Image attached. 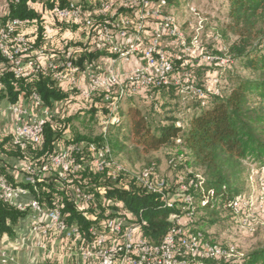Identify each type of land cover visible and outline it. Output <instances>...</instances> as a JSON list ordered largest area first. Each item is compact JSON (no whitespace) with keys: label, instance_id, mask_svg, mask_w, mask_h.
<instances>
[{"label":"built area","instance_id":"1","mask_svg":"<svg viewBox=\"0 0 264 264\" xmlns=\"http://www.w3.org/2000/svg\"><path fill=\"white\" fill-rule=\"evenodd\" d=\"M17 2V0H13ZM41 18L46 31L40 42L34 40L26 26L28 20L0 18V74L8 65L12 74L23 76H48L59 88L74 91L84 101L92 99L97 92H104L103 101L108 104L110 116L116 120L117 102L136 95L151 87L174 86L182 98L196 99L201 107L209 97L220 96L218 73H222L233 60L225 54L213 53L201 45L194 35L187 42L185 32L169 11L167 0H43L40 4ZM197 15L193 8H189ZM198 21L196 33L201 29ZM65 27L60 32L61 26ZM36 36V35H34ZM71 36V37H69ZM36 39V38H35ZM218 40V38L216 37ZM103 52L105 59L78 64L77 54ZM133 59L142 65L127 70L123 65ZM174 60L180 61V74L175 73ZM212 68L216 71L205 75L203 87L195 84L187 67ZM0 80V93L3 92ZM4 93V92H3ZM63 103L45 105L37 93L19 97L9 104L14 130L12 144L23 149L38 144L45 125L57 116ZM179 143V140L176 141ZM93 156V165L98 171L108 168L112 179L122 171L106 159V151L93 144H69L39 165L22 162V180L25 185L35 186L48 177L56 182L66 181L68 175L79 169L77 156L85 147ZM1 158V152H0ZM180 158H178V161ZM1 163V162H0ZM169 165L175 168L174 159ZM136 184L146 193L161 196L165 207L172 208L174 201H181V210L190 214L193 196L190 189L200 190V205L213 202L211 194L202 193L203 177L180 176L176 178V197H169L168 183L159 178L154 169L144 168L133 176ZM97 200L79 187L70 191L76 210L87 219L95 221L88 213V206L95 207L98 201L107 205L104 189L97 191ZM27 189L12 187L0 175V200L26 215H31L30 229L37 235L36 249L52 256L54 251L46 242L54 236L63 242L62 257L74 264H201L204 259L238 258L233 248L223 249L206 241L200 233H188L171 215L173 227L158 243H152L141 235L143 223L129 213L113 216L88 229L90 239L82 236L79 228L68 225L62 214L41 207L30 197ZM246 202L241 197L231 200L227 207L238 214ZM106 213H109L107 211ZM0 264H7L6 253L0 248Z\"/></svg>","mask_w":264,"mask_h":264},{"label":"trees","instance_id":"2","mask_svg":"<svg viewBox=\"0 0 264 264\" xmlns=\"http://www.w3.org/2000/svg\"><path fill=\"white\" fill-rule=\"evenodd\" d=\"M39 1L43 2L8 0L6 15L9 19L28 20L26 29L37 42H40L47 28L39 7L32 4ZM173 1L167 0L169 7ZM226 5V19L229 22L226 28L235 37L226 54L233 62H238L239 71L232 64L222 73H218L220 84L224 83L219 85L220 96L209 97L204 107H201L196 99H190L196 106L183 126H177L169 119L156 120L154 117L158 115L154 112L159 108L156 98L159 95L163 97V94H174L181 103V94L174 86L151 87L118 101L116 120L113 121L108 104L103 101L104 92L99 91L92 99L84 101L74 91L57 87L51 77L38 75L17 78L8 65L4 66L0 74L4 93H0V100L7 99L12 104L17 102L19 97L26 98L34 92L41 97L45 105L51 106L53 102H60L63 107L60 113L45 125L38 144H29L21 149L12 144L11 134H0V161L3 162V166L0 164V175L12 187L27 189L30 197L41 207L49 211H59L66 223L77 226L87 240L90 239L88 229L92 225L100 227L107 219L115 215L124 216L126 212L143 223V238L158 243L173 227L169 220L171 215L178 219L187 217L190 223L197 210L196 195L202 199L200 190H189L194 203L187 216V212L181 210V201H174L172 208L165 207V200L161 196L143 191L136 184L134 177L126 171H121L115 179L108 176V168L98 171L93 165V156L87 146L77 156L79 169L68 175L64 182L59 183L53 177H48L35 186H29L16 181L7 168L14 161L39 165L69 144H93L96 148L105 150L106 159L115 166L120 155L146 156L172 146L182 149L188 155V160H184L185 165L202 171V193H210L213 202H218L217 207L222 206L231 212L227 204L241 196L238 183L244 173L243 163L250 161L255 163L259 170H264V0H226ZM62 28H65L64 25ZM214 51L223 53L219 48ZM98 57V54H81L78 56V62H95ZM179 63L180 61L174 60V68L179 69ZM200 68L203 67L188 66L186 70L193 72ZM195 84L200 86L196 82ZM202 85L200 87H203ZM137 99L147 101L148 107L141 109L134 105ZM78 100L85 103L80 104ZM93 123L100 129L94 139L90 140V135L85 137L81 130H87ZM177 140L179 143H176ZM174 160L177 162L176 168L184 164L181 158L179 161L178 158ZM172 169L175 168L170 166V170ZM76 187L93 195L96 200L98 189H104L105 198L109 203L102 206L96 201L95 207L88 206L87 209L88 213L95 217V221L85 218L76 210L70 195L71 189ZM210 207L211 203L201 208L208 212L210 223H213L216 213L209 210ZM107 211L109 213H106ZM25 216V212H20L0 200V239L13 237L15 226ZM182 226L188 233H200L204 238L197 225ZM200 263L264 264V245L252 248L238 258L204 259L200 260Z\"/></svg>","mask_w":264,"mask_h":264},{"label":"rangeland","instance_id":"3","mask_svg":"<svg viewBox=\"0 0 264 264\" xmlns=\"http://www.w3.org/2000/svg\"><path fill=\"white\" fill-rule=\"evenodd\" d=\"M5 6L6 4L2 3L3 10ZM189 8H193L197 15H194ZM169 11L178 21L181 30L185 32L188 43H190L194 35H197L201 45L208 51L215 53L214 49L224 48L225 53H227L230 44L235 41L233 34L226 28L229 23L226 19L228 11L226 0H174L172 6L169 7ZM199 20L202 22L201 29L196 33ZM225 53H222V55ZM233 66L239 71L237 61L233 62ZM208 71L212 74L216 70L203 67L202 69H195L193 72H189L194 81L201 86L206 84L205 75ZM175 73L180 74V69L175 68ZM221 84L223 85L224 83ZM156 98L159 108L158 111L154 112V114H158L154 116L155 119H169L174 121L177 126L185 125L184 121L194 111L196 106L188 98H182V104L179 103V98L174 94L170 96L163 94V97L159 95ZM83 103L85 102H80V104ZM133 104L143 109L148 107L149 103L147 101L144 102L142 99H137ZM162 104H164V107H162ZM122 108L124 110L125 104H123ZM99 129L100 127L93 123L87 130H81V133L85 134V137L90 135L89 139L93 140ZM174 158L183 160L184 164L182 163L183 165L178 167L181 168L180 170H177L178 168L176 167L170 170L169 161ZM184 160H188V155L182 149L171 146L162 148L157 152H151L146 156L137 155L130 157L128 155H120L117 157L118 164L116 166L131 176H136L144 168H153L157 176L168 183L170 187L168 196L174 199L178 193L175 183L176 178L181 176L179 174L187 177L185 179L195 176L203 177L201 170L189 168L185 165ZM243 168L244 173L239 178L238 187L241 191L240 197L246 202V206L241 208L238 214H233L223 209L222 206L217 207L219 206L218 202L214 201L211 203L212 207L209 210L215 211L216 215L213 223H210L208 212L202 210L200 197L196 195L197 210L190 223L187 221L189 219L187 217L179 218V224L181 225H197L202 230L206 241H211L223 249L233 248L232 255L237 257L252 248L264 245V170H259L258 166L250 161L243 163ZM209 212L211 213V211ZM188 229H190L189 225Z\"/></svg>","mask_w":264,"mask_h":264},{"label":"crops","instance_id":"4","mask_svg":"<svg viewBox=\"0 0 264 264\" xmlns=\"http://www.w3.org/2000/svg\"><path fill=\"white\" fill-rule=\"evenodd\" d=\"M30 2V1H29ZM2 3L6 6L3 10ZM36 7L40 6L38 4L32 3ZM8 0H0V18L6 17L8 12ZM64 32L65 28H62ZM71 37V36H69ZM98 54L99 57L96 61L105 59L106 55L103 52H93L91 54L82 55H93ZM80 54H77V58ZM80 62V61H79ZM78 64H82L83 62ZM142 65L139 60L133 59L129 64L123 65L122 68L127 70L131 67ZM196 68L197 66H192ZM9 103L7 99L0 100V134H12L14 130L13 117L9 113L8 106ZM2 160V159H1ZM3 166V162L0 161ZM7 171L13 176V178L21 182L22 180V166L21 163L16 161L12 162L10 167L8 165ZM22 183V182H21ZM30 199V196H24L21 201L26 202ZM31 215L27 214L23 219H21L15 226L14 236L4 237L0 239V248L6 253L7 264H74L73 261L66 262L62 257L63 242L58 238L52 236L47 237L46 242L54 251L52 256H48L39 252L35 247V241L37 235L33 233L30 229Z\"/></svg>","mask_w":264,"mask_h":264}]
</instances>
